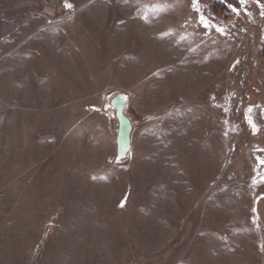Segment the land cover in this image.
Returning <instances> with one entry per match:
<instances>
[{"label": "rangeland", "instance_id": "obj_1", "mask_svg": "<svg viewBox=\"0 0 264 264\" xmlns=\"http://www.w3.org/2000/svg\"><path fill=\"white\" fill-rule=\"evenodd\" d=\"M235 1L0 0V264H264V0Z\"/></svg>", "mask_w": 264, "mask_h": 264}, {"label": "water", "instance_id": "obj_2", "mask_svg": "<svg viewBox=\"0 0 264 264\" xmlns=\"http://www.w3.org/2000/svg\"><path fill=\"white\" fill-rule=\"evenodd\" d=\"M128 101L129 98L124 93H117L108 101V107L115 112L117 121V162H123L128 159L133 143L134 124L127 112Z\"/></svg>", "mask_w": 264, "mask_h": 264}, {"label": "trees", "instance_id": "obj_3", "mask_svg": "<svg viewBox=\"0 0 264 264\" xmlns=\"http://www.w3.org/2000/svg\"><path fill=\"white\" fill-rule=\"evenodd\" d=\"M226 2L230 3V4H234L236 1L235 0H225ZM216 4V3H214ZM219 11L221 10H225L226 9V6L225 7H219L218 4H216L215 6Z\"/></svg>", "mask_w": 264, "mask_h": 264}, {"label": "snow or ice", "instance_id": "obj_4", "mask_svg": "<svg viewBox=\"0 0 264 264\" xmlns=\"http://www.w3.org/2000/svg\"><path fill=\"white\" fill-rule=\"evenodd\" d=\"M198 2H199V0H193V5L195 6V5H197L198 4ZM67 7H71V5L70 4H68V5H66ZM196 10L197 11H199V8H196ZM233 11H236V9H233ZM201 19H203V17H201ZM219 31H223L222 29H218Z\"/></svg>", "mask_w": 264, "mask_h": 264}]
</instances>
